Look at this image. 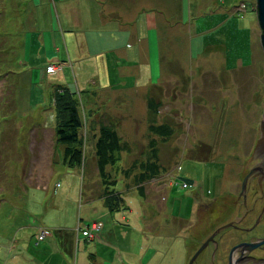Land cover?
Segmentation results:
<instances>
[{
	"label": "rangeland",
	"instance_id": "rangeland-1",
	"mask_svg": "<svg viewBox=\"0 0 264 264\" xmlns=\"http://www.w3.org/2000/svg\"><path fill=\"white\" fill-rule=\"evenodd\" d=\"M163 3L170 6L166 21L177 27L179 43L170 67L184 76L161 84L164 96L158 108L155 106L154 122L158 119L167 123L172 133L157 139L153 138L157 134H149L144 139L143 117L136 113L140 107L137 110L135 103L126 110L116 100L93 103L98 111L93 116L88 82L91 68L86 67L81 78L75 67L80 91L76 89L72 65L57 38L62 31L58 21L61 9L75 8L76 0H0V264H68L51 238L39 240L62 226L79 225L78 233L98 214L108 238L98 239L105 246L100 255L104 264H146L153 249L151 243L163 251L185 242L190 250L189 261L216 229L233 222L221 228L192 262L224 264L230 251L226 243L238 236L250 239L255 233L258 200L249 195L245 205L232 203L237 201L236 193L248 172L264 107V58L258 41L255 0ZM241 8L245 10L235 13ZM226 17L244 21L247 27L226 23ZM251 23H255L256 62L246 59L252 49ZM222 55L229 57L227 64ZM235 55L243 56V63L235 60ZM62 59L67 60L63 67L57 63ZM238 65L241 68L235 69ZM56 84H67L79 100L85 140L79 166L65 164L62 147L55 142L52 100ZM114 112L120 117L118 133L125 144L118 160L105 166L104 174L116 180L113 187L123 195L124 206L102 214L88 198L97 196L100 188L104 192L95 143L101 117L117 115ZM91 115L99 126L92 138ZM126 120L129 123H124ZM225 143L226 150L214 156L191 155V147H204L210 154ZM140 162L156 165L152 178L143 175L152 168L141 171ZM50 169L53 173L47 179ZM253 178L257 179L250 180ZM193 182L195 187L191 186ZM216 196L220 201L212 200ZM41 230L46 231L43 237ZM107 241L113 244L110 253ZM214 244L215 256L213 249L207 259ZM256 253L264 256V251H253Z\"/></svg>",
	"mask_w": 264,
	"mask_h": 264
},
{
	"label": "crops",
	"instance_id": "crops-1",
	"mask_svg": "<svg viewBox=\"0 0 264 264\" xmlns=\"http://www.w3.org/2000/svg\"><path fill=\"white\" fill-rule=\"evenodd\" d=\"M76 1L78 4L75 8L70 9L69 7H65L61 9V18L59 17L58 21L62 31L61 35L58 34L57 37L65 51L63 54L64 57H67L70 61V65H72L71 68L76 89L78 88L77 86L80 79L76 76V72L74 71L75 67L79 70L78 73L81 78L82 74L80 73H82L86 67L89 69L91 68V77L88 78V82L91 81V111L94 112L93 116L98 112L95 110L96 107L93 103H111L116 100L125 110L130 104L132 105V103H135L136 109L138 105L140 107V111L136 113L143 117V138H149V134L150 137L153 136L154 134L149 131L150 124H165V122H159L158 119V123L154 122V116L157 111L155 106L158 108L157 105L161 102V97L164 96V88H161V84L178 81L175 80L176 77L179 78L184 76L180 71L173 70L172 67H170V62L176 57L179 43L176 42L177 27H174L171 22L166 21V17L170 15V6H164L163 2L167 0ZM161 4H163L162 8L160 7ZM245 8L235 11V13L240 11L243 12ZM160 9H162V11H160ZM69 11L73 13V17L70 16ZM232 19L233 17H226V23L231 22L239 27H247L244 21H234V19ZM254 24L255 23H251L252 33L250 36V46L252 49L251 52H247L248 56H246V59L256 62V51L253 50V48L255 49L253 45L255 32ZM182 45H185L184 40ZM221 59L223 62L225 61L226 64L229 61V57L224 55L221 56ZM235 60L243 63V56L239 57L235 55ZM50 63L51 62H48L47 65ZM57 63L59 65L61 63L63 67L67 63V60L62 59L57 61ZM237 68L240 69L241 66L238 65L235 69ZM63 70L64 69H62V71ZM56 85V88L68 89L73 92L75 98L79 102L75 92L72 91L67 84ZM52 86H55V84ZM102 111L103 110L100 111V114ZM93 116L91 115V119L89 120V124H91V128L89 129L91 138L94 137L99 127L96 126V120ZM117 116L118 113L112 117L104 115V117H101L99 124H106L110 121L115 124L118 131V127L121 124L120 117ZM131 116H134L133 113H131ZM114 119L116 121H113ZM87 122L88 119L86 118V125L88 124ZM124 123H129V121L126 120ZM154 136L153 138L156 139L159 137V135ZM237 136L239 137V134H237ZM227 145L228 144L225 143L222 146L223 148H216L218 149L216 152H213L212 149L210 154H207L208 150L205 148L206 153L204 147L202 148L201 146L191 147L190 151L191 155L194 156H214L218 152L220 153V150L224 152ZM140 166L141 162L139 168ZM140 169L141 171L143 170L142 167ZM38 170L41 171L40 169ZM49 173L47 179L52 175L53 169H50ZM63 178L66 179L67 175L63 174ZM47 179L45 181H47ZM224 179H226V177ZM40 182L42 183V181ZM191 186L195 187L196 183H191ZM102 190L101 188L100 190L98 189L97 196H90L88 200L94 202V205L99 208L102 214H106L107 212L108 214L110 212L112 213L113 211L105 204L104 192ZM229 192L231 193V191ZM121 198V205L124 206L123 195H121ZM218 199L219 196L212 198L214 201H220ZM68 202L69 201H67V203ZM120 208H122V206ZM60 210L61 212L64 211V209ZM97 216H95L93 220H87L86 226L82 227L78 233L76 229L80 227L79 225L75 227L62 226L55 230L52 229L49 231L48 237L46 236L39 241L51 238L58 252L65 257L68 264H96L97 261H100L98 264H104V260H102L100 255L103 254L105 246L102 245L98 239L108 238L107 235H104V231H102L104 223L100 220L101 218L99 219ZM92 221H99L102 225L101 229L94 232L91 238L82 235L81 230L86 229L87 225ZM176 240L177 238L175 237L174 241ZM88 241H92V243ZM235 241L236 240H233L231 242L232 244L226 243L227 249L231 247ZM107 242L106 250L110 253L112 251L111 247H113L111 245L113 244L109 241ZM154 244L155 243H151L150 245L153 249L149 250L150 256L146 264L187 263L190 250H187L188 244L185 242L183 246H180L178 243L174 245L172 250H170L171 246L167 247V249L163 248V251L161 248L155 247ZM80 245L82 248L81 251ZM212 250L213 249L208 250L207 259ZM86 257L89 258L90 263L87 261ZM169 257L170 261H168ZM172 258L175 260L173 263L171 262ZM182 258L183 261L180 262ZM49 264L55 263L49 262ZM56 264H65V262L62 263L61 261Z\"/></svg>",
	"mask_w": 264,
	"mask_h": 264
},
{
	"label": "trees",
	"instance_id": "trees-1",
	"mask_svg": "<svg viewBox=\"0 0 264 264\" xmlns=\"http://www.w3.org/2000/svg\"><path fill=\"white\" fill-rule=\"evenodd\" d=\"M52 102L55 121V142L62 147V157L65 160V164L70 167L79 166L82 164V145L85 144V140L81 131L82 119L78 110V101L70 90L58 88L55 90ZM149 131L150 133L164 136L172 133V129L167 123L150 124ZM124 142L114 123L109 121L100 125L98 139L95 143V154L98 162V173L103 178L105 203L111 211L118 210L122 206V198L120 193L113 187V182L116 180L114 178L109 180L104 171L107 164H113L118 160L119 152L125 144ZM141 167L143 169L152 168L146 174L141 173L144 176L146 175L148 179L152 178L157 171L156 165L154 164L153 166L150 162L141 163Z\"/></svg>",
	"mask_w": 264,
	"mask_h": 264
},
{
	"label": "water",
	"instance_id": "water-1",
	"mask_svg": "<svg viewBox=\"0 0 264 264\" xmlns=\"http://www.w3.org/2000/svg\"><path fill=\"white\" fill-rule=\"evenodd\" d=\"M254 10H255V15H256V22H257V27L259 30L258 34V41L259 45L263 54L264 58V0H255L254 3ZM263 71H264V61H263ZM259 128V137L257 138L255 145L252 150L251 158L249 161V169L247 174L243 177L241 186H240V192L238 194V198L241 196L242 197V203L245 205L246 202V197H247V191L246 187L249 182V180L252 177H257L258 181H264V107L261 113V119L258 124ZM262 214H259V217L256 221V223L259 221L260 216ZM233 222H229V224H226L218 229H216L211 236L208 237L200 246L199 248L194 252V254L191 256L187 264H192V262L195 260L197 255L207 246L209 241L213 240V236L221 229L224 227H227L231 225ZM255 223V225H256ZM254 225V226H255ZM250 229V228H248ZM246 229V230H248ZM264 244V237L259 238L254 241H244L237 243L236 245L232 246L230 248L229 254H228V259H227V264H236V259L234 257V252L238 251L240 253V256H242L244 253L248 254L255 248L261 246Z\"/></svg>",
	"mask_w": 264,
	"mask_h": 264
},
{
	"label": "flooded vegetation",
	"instance_id": "flooded-vegetation-1",
	"mask_svg": "<svg viewBox=\"0 0 264 264\" xmlns=\"http://www.w3.org/2000/svg\"><path fill=\"white\" fill-rule=\"evenodd\" d=\"M249 189H251V191H249ZM246 193H247L246 202H247L248 196L251 195V196L255 197V199H254L255 201L258 200V202L260 203V206H259V209H258V214L256 215V218L259 216L261 211H262V214L260 216V219H259L258 223L253 227V230H255L257 228L255 233L253 234V236H251L250 239L249 238H242L241 236H238V237H236L237 240L234 242V244L232 246H234V245H236L237 243H240V242L254 241V240H257L259 238H263L264 237V228H263L264 222L262 223V221L264 220V181L261 182V181H258L256 178H253L247 184V192ZM238 194H239V190L236 193V200L237 201L234 200L233 204L242 205V202H243L242 201V197L240 196L238 198ZM239 218H241V216ZM256 218H255V220H256ZM255 220H254V222H255ZM254 222L252 223V225L254 224ZM261 223L263 224V226L261 225ZM216 237L219 238L218 240L222 239V236L221 237L216 236ZM223 239H224V237H223ZM216 248H217L216 244H214V246L212 248V249H214V252H213L214 256H215V249ZM256 250L264 251V244H262L261 246L257 247ZM256 250H253V251H256ZM253 251L249 252L248 254L244 253L242 256H240V253L238 251H235L233 255H234V257H238V260L236 261V264H251L252 262L264 261V256H262L260 254H257V253L253 254ZM228 254H229V251H228ZM227 259H228V255L226 256L225 264H227Z\"/></svg>",
	"mask_w": 264,
	"mask_h": 264
},
{
	"label": "built area",
	"instance_id": "built-area-1",
	"mask_svg": "<svg viewBox=\"0 0 264 264\" xmlns=\"http://www.w3.org/2000/svg\"><path fill=\"white\" fill-rule=\"evenodd\" d=\"M182 186H183V188H185V187H186V184L183 183ZM88 227H89V228H88ZM100 227H101V223H100V222H98V221H96V222L93 221L92 223H90V224L86 227V229H82L81 233H82V235H84V236L91 237L92 232H96V231L100 230ZM45 232H46V231L41 230V232H40V235H41V236H40V237H43L44 234H45Z\"/></svg>",
	"mask_w": 264,
	"mask_h": 264
}]
</instances>
